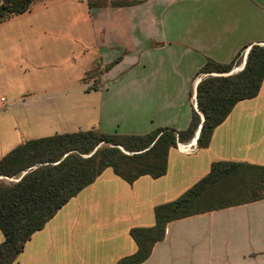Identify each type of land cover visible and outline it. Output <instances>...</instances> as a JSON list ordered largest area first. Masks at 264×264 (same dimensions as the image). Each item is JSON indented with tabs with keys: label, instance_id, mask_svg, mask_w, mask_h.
Returning <instances> with one entry per match:
<instances>
[{
	"label": "crops",
	"instance_id": "1",
	"mask_svg": "<svg viewBox=\"0 0 264 264\" xmlns=\"http://www.w3.org/2000/svg\"><path fill=\"white\" fill-rule=\"evenodd\" d=\"M139 1L91 10L85 0H38L0 23V159L54 135L184 131L206 60L229 64L264 42V0ZM117 58L89 89L87 74ZM218 162L264 166V79L213 129L206 148L169 149L163 176L128 184L106 169L13 264H116L136 252L130 229L152 227L156 206L182 196ZM142 264H264V199L168 223Z\"/></svg>",
	"mask_w": 264,
	"mask_h": 264
},
{
	"label": "trees",
	"instance_id": "2",
	"mask_svg": "<svg viewBox=\"0 0 264 264\" xmlns=\"http://www.w3.org/2000/svg\"><path fill=\"white\" fill-rule=\"evenodd\" d=\"M36 1L0 0V23L29 12ZM85 1L91 10L140 3L139 0ZM247 48L243 69L230 74L241 64L237 55ZM119 60L115 59L103 69L94 67L91 71L97 73L88 78L94 79L89 89H95L100 73L110 70ZM202 75L207 77L200 79L196 86V110L192 111L190 124L184 131L159 128L140 136L106 135L94 130L61 134L28 140L2 157L0 177L25 175L11 186L0 185V232L3 236L0 264H13L33 234L42 230L59 209L106 169H111L128 184L141 176L153 179L163 176L167 152L176 149V141L187 143L194 137L201 123L199 113L203 122L196 144L198 148H206L213 129L225 120L234 105L257 95L264 79V47L247 45L225 65L206 60L196 78ZM100 144L107 146L96 149ZM262 199L264 166L213 163L209 173L182 196L154 208L152 227L130 229L129 236L136 245V252L119 259L116 264L144 263L153 246L163 240L166 225L172 221Z\"/></svg>",
	"mask_w": 264,
	"mask_h": 264
},
{
	"label": "rangeland",
	"instance_id": "3",
	"mask_svg": "<svg viewBox=\"0 0 264 264\" xmlns=\"http://www.w3.org/2000/svg\"><path fill=\"white\" fill-rule=\"evenodd\" d=\"M260 46H263L264 47V42L262 43V44H260ZM246 50H248V48L247 49H245V50H243V51H241L238 55H237V60H239V63H242V60H243V57H244V55H245V51ZM241 64H239V65H237V66H235L234 67V69L233 70H236L239 66H240ZM237 72H239V71H236V72H234V73H237ZM96 73H97V71L96 70H93V71H91L88 75H87V78H89V77H92V76H95L96 75ZM207 76H205V75H202V76H198L197 78L198 79H203V78H206ZM93 84L91 83L90 84V86H92ZM177 140H178V138H177ZM178 142H179V140H178ZM107 145H105V144H100V145H98L97 146V148L96 149H102V148H105ZM158 155L161 157V153L160 152H158ZM85 157V156H84ZM158 161H159V163H160V161H161V159L158 157ZM28 172V171H27ZM26 172V173H27ZM25 175V173H23L22 175L20 174L19 176H15V177H3V176H1L0 177V185H2V186H5V187H7V186H11V185H13V184H15V183H17L23 176Z\"/></svg>",
	"mask_w": 264,
	"mask_h": 264
},
{
	"label": "built area",
	"instance_id": "4",
	"mask_svg": "<svg viewBox=\"0 0 264 264\" xmlns=\"http://www.w3.org/2000/svg\"><path fill=\"white\" fill-rule=\"evenodd\" d=\"M198 147L196 145V141L187 142V143H180L176 141V150L184 155H191L197 151Z\"/></svg>",
	"mask_w": 264,
	"mask_h": 264
},
{
	"label": "water",
	"instance_id": "5",
	"mask_svg": "<svg viewBox=\"0 0 264 264\" xmlns=\"http://www.w3.org/2000/svg\"><path fill=\"white\" fill-rule=\"evenodd\" d=\"M248 50H249V48H248ZM248 50H246L245 51V55H244V57H243V61H242V63H241V67L239 68V71H241L242 69H243V67H244V65H245V60H246V55H247V53H248ZM233 72H235L234 70H232V72H230V74H232ZM214 76H216V75H214ZM195 106H196V104H195ZM196 110V109H195ZM199 115H200V118H201V123H200V125L198 126V128H197V130H196V132H195V134H194V137L192 138V140L193 141H196L197 140V138H198V136H199V132H200V128H201V126H202V122H203V117H202V115L199 113ZM120 150H122V148L121 147H118ZM125 154H128L127 152H124Z\"/></svg>",
	"mask_w": 264,
	"mask_h": 264
},
{
	"label": "bare ground",
	"instance_id": "6",
	"mask_svg": "<svg viewBox=\"0 0 264 264\" xmlns=\"http://www.w3.org/2000/svg\"><path fill=\"white\" fill-rule=\"evenodd\" d=\"M241 67V65L236 69V70H234V71H239V68ZM198 83V80H195V84H197ZM191 142V141H190ZM191 143H193V140H192V142Z\"/></svg>",
	"mask_w": 264,
	"mask_h": 264
}]
</instances>
